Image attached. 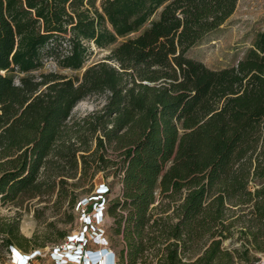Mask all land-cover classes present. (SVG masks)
Masks as SVG:
<instances>
[{"label": "trees", "instance_id": "16d2710c", "mask_svg": "<svg viewBox=\"0 0 264 264\" xmlns=\"http://www.w3.org/2000/svg\"><path fill=\"white\" fill-rule=\"evenodd\" d=\"M236 1L0 0V203L54 194L52 207L81 202L91 214L102 202L108 232L122 243L115 251L104 241L115 264L257 262L220 243L239 221L244 242L264 251V185L248 187L264 179V29L231 67L185 56ZM89 43L110 47L111 63L87 67L79 81L29 75L47 60L79 70ZM101 94L100 110L72 122L70 142L73 107ZM103 171L119 181L112 199L106 184L77 198L67 183L91 187ZM233 207L246 212L231 219ZM37 246L17 220L0 218L7 259Z\"/></svg>", "mask_w": 264, "mask_h": 264}, {"label": "rangeland", "instance_id": "374dc122", "mask_svg": "<svg viewBox=\"0 0 264 264\" xmlns=\"http://www.w3.org/2000/svg\"><path fill=\"white\" fill-rule=\"evenodd\" d=\"M97 4V2H96ZM264 29V0H237L232 14L225 22L215 31L208 34L200 42L189 48L185 56L202 63L206 68L211 70H219L233 66L236 61L242 58L245 51L250 48L254 36ZM108 48H96L89 43V55L83 66L76 71L59 68L54 60H47L40 69L30 72L35 80L41 74L54 73L71 80H80V76L84 69L99 62L110 64L105 57L109 53ZM21 76V75H20ZM17 84V79H14ZM105 100V95H91L73 107L70 118L66 122L67 136L70 142H75L74 129L72 122H77L83 117L100 110ZM75 146L77 144L75 143ZM110 153V149H108ZM69 185L73 184V191L77 198L87 197L96 192L102 184L108 185L110 188L109 198H114L119 190V181L110 175V171L98 172L89 187L87 184L78 183L76 179H68ZM259 185H264V179L251 180L248 183L250 190ZM55 195L50 197L39 196L24 200L20 206L13 204L0 203V218L15 219L18 221V233L26 239H32L39 244L35 250L40 252L39 259L32 261L31 264H53L49 257L50 246L54 244L64 245L65 238L55 239L57 232H64V235H72L82 231V222L80 221L76 209H68L65 204L59 208H54L53 203ZM246 212L245 208H231L229 215L231 219L241 216ZM111 219L108 216H102L100 220L95 221L96 228L100 229L101 237L107 242L109 248L117 251L121 248L122 243L119 237H111L108 232ZM242 225L238 222L231 228V234L228 238L220 243L222 249L229 251H242L244 248L248 250L249 257L257 258L254 264H264V251L256 252L250 248L245 242L244 237L240 234ZM86 235V249H97L105 247L102 244H95L92 232ZM41 245V246H40ZM20 252V251H19ZM0 264H10L6 253L0 250Z\"/></svg>", "mask_w": 264, "mask_h": 264}, {"label": "built area", "instance_id": "2783aa9c", "mask_svg": "<svg viewBox=\"0 0 264 264\" xmlns=\"http://www.w3.org/2000/svg\"><path fill=\"white\" fill-rule=\"evenodd\" d=\"M103 187L100 185L96 189V194L101 195V190ZM78 202L76 204L75 209L82 208L79 213V219L82 222V231L78 233H74L72 235H68L66 237V241L64 245H59L57 247H53V249L49 250V257L53 261V264H82L80 259V252H87L92 259L91 264H100L99 261L102 260L101 264H115V258L111 254V252L106 248L104 240L101 237V234H93L92 237L95 239V244H103L105 247H99L97 249L91 250L86 249L85 246L87 245L86 235L89 233V228L95 226V221L100 220L104 215V205L102 202L96 203L93 208L91 214H85L82 211L83 206ZM96 228V227H95ZM75 237V239H72ZM82 237V238H81ZM103 249H107V251L103 252ZM68 251V253H67ZM40 252H32L30 254H25L21 252H12L10 254L9 260L10 264H31L34 260L35 256L39 257Z\"/></svg>", "mask_w": 264, "mask_h": 264}, {"label": "clouds", "instance_id": "9594fccd", "mask_svg": "<svg viewBox=\"0 0 264 264\" xmlns=\"http://www.w3.org/2000/svg\"><path fill=\"white\" fill-rule=\"evenodd\" d=\"M103 250H105V249H103ZM80 259L82 260L83 264H91L92 263V259L90 258V256L87 253H85L84 255H80Z\"/></svg>", "mask_w": 264, "mask_h": 264}, {"label": "bare ground", "instance_id": "6f19581e", "mask_svg": "<svg viewBox=\"0 0 264 264\" xmlns=\"http://www.w3.org/2000/svg\"><path fill=\"white\" fill-rule=\"evenodd\" d=\"M67 253H68V251H67ZM99 263L101 264L102 263V260H100Z\"/></svg>", "mask_w": 264, "mask_h": 264}, {"label": "snow or ice", "instance_id": "6c2138e0", "mask_svg": "<svg viewBox=\"0 0 264 264\" xmlns=\"http://www.w3.org/2000/svg\"><path fill=\"white\" fill-rule=\"evenodd\" d=\"M82 238V237H81ZM72 239H75V237H73Z\"/></svg>", "mask_w": 264, "mask_h": 264}]
</instances>
